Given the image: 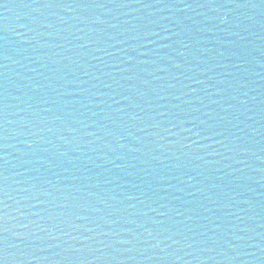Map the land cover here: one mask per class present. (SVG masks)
<instances>
[{"label": "water", "instance_id": "obj_1", "mask_svg": "<svg viewBox=\"0 0 264 264\" xmlns=\"http://www.w3.org/2000/svg\"><path fill=\"white\" fill-rule=\"evenodd\" d=\"M3 264H264V0H0Z\"/></svg>", "mask_w": 264, "mask_h": 264}, {"label": "snow or ice", "instance_id": "obj_2", "mask_svg": "<svg viewBox=\"0 0 264 264\" xmlns=\"http://www.w3.org/2000/svg\"><path fill=\"white\" fill-rule=\"evenodd\" d=\"M0 264H3V262H2V261H0Z\"/></svg>", "mask_w": 264, "mask_h": 264}]
</instances>
